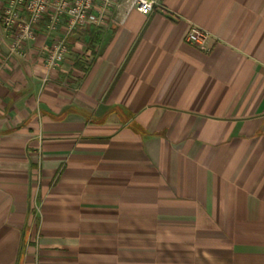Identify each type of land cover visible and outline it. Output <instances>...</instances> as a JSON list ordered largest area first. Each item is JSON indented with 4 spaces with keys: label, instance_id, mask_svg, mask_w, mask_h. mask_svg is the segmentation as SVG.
Instances as JSON below:
<instances>
[{
    "label": "crops",
    "instance_id": "crops-1",
    "mask_svg": "<svg viewBox=\"0 0 264 264\" xmlns=\"http://www.w3.org/2000/svg\"><path fill=\"white\" fill-rule=\"evenodd\" d=\"M157 3L0 29V264H264V0Z\"/></svg>",
    "mask_w": 264,
    "mask_h": 264
},
{
    "label": "built area",
    "instance_id": "built-area-1",
    "mask_svg": "<svg viewBox=\"0 0 264 264\" xmlns=\"http://www.w3.org/2000/svg\"><path fill=\"white\" fill-rule=\"evenodd\" d=\"M123 6L144 14L154 12L157 0H0V29L10 42L11 54L26 58L28 44L45 30L51 45L44 46L43 64L48 70L58 68L68 53L67 36L57 34L60 24L68 32L89 26L102 27ZM209 33L192 27L185 39L204 47Z\"/></svg>",
    "mask_w": 264,
    "mask_h": 264
},
{
    "label": "trees",
    "instance_id": "trees-1",
    "mask_svg": "<svg viewBox=\"0 0 264 264\" xmlns=\"http://www.w3.org/2000/svg\"><path fill=\"white\" fill-rule=\"evenodd\" d=\"M88 29L90 31V27H88ZM99 34L100 33H98V34L94 33L93 30L89 32L90 39H89L88 44L90 45V47H94L97 43L100 42V40H101V34L100 35Z\"/></svg>",
    "mask_w": 264,
    "mask_h": 264
}]
</instances>
